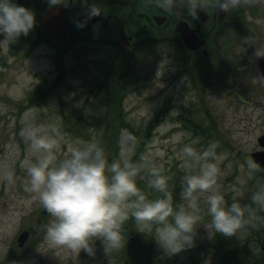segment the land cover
I'll list each match as a JSON object with an SVG mask.
<instances>
[{"label": "rangeland", "instance_id": "1", "mask_svg": "<svg viewBox=\"0 0 264 264\" xmlns=\"http://www.w3.org/2000/svg\"><path fill=\"white\" fill-rule=\"evenodd\" d=\"M128 3L117 0L103 6L114 8L111 12L120 21H128ZM253 23L264 31V16L255 18ZM118 32V24L114 23L105 35L117 36ZM163 32H166L163 37L170 36V30ZM3 39L0 34V264H124L120 260L122 248L105 251L98 239L93 244L94 255L81 250L76 256L65 249L49 248L44 236L50 216L39 242L32 241L26 250L18 248L16 242L19 233L27 231L46 214L41 215V204L26 190V169L32 153L24 133L35 125L57 127L60 149L56 155L61 159L78 142L98 143L104 150L107 147L105 129L80 125L78 118L100 119L108 110L112 111L116 98L119 99L114 108L119 109L121 126L130 125L134 133L125 128L114 136L118 143L115 141L110 147L113 154L109 157L104 152L109 163L112 162L109 158L115 159L116 152L119 159L123 138L131 163L142 165L148 161V166L161 170L168 187H183L186 171L181 150L189 146L202 156L214 149L215 160L211 162L220 172L216 191L224 199L240 197L252 185L263 182L261 170L249 177L247 163L251 161L249 154L259 150L257 139L264 134V84L257 73V60L264 53V46L251 51L246 65L245 56L237 47L227 49L229 54L225 60L232 63L231 68L219 65L212 70L205 68L204 62L194 60L193 65L181 66L172 44L141 47L134 53L127 77H123L125 90L119 85L120 94L116 89L114 98L110 88L113 76L117 79L120 72L118 65L122 66L123 55L106 38L98 43L87 39L60 42L35 26L27 36L21 35L13 42ZM110 63L115 65L108 71L104 67ZM60 65L64 72L59 70V76ZM245 68L251 69L249 78L242 75ZM135 77L139 78L136 84L124 83ZM37 92L39 101L33 97ZM156 116L159 120L149 143L146 141L144 148L137 151L146 125ZM189 123L199 128L192 130ZM204 162L195 161L196 169ZM149 178L144 167L136 180L148 198L155 199L161 194L147 187ZM182 192L173 200L174 206L185 205ZM208 194H197L201 225L195 227L194 245L171 255L177 264H215L204 250L214 233V230L209 233L203 225L211 220L206 212ZM262 213L247 220L237 234L247 236L254 230L250 234L264 236ZM27 243L30 242L24 245ZM256 243L252 241L251 246L261 252Z\"/></svg>", "mask_w": 264, "mask_h": 264}, {"label": "clouds", "instance_id": "2", "mask_svg": "<svg viewBox=\"0 0 264 264\" xmlns=\"http://www.w3.org/2000/svg\"><path fill=\"white\" fill-rule=\"evenodd\" d=\"M54 3H66V0ZM212 3L213 0L197 3L191 14L196 17L197 9L205 10ZM239 3L240 0H219L216 8L228 12ZM99 14L93 5L89 7V18ZM35 23L30 9L18 5L15 0H0V34L9 43L21 35L27 36ZM24 135L32 153L26 169V190L34 194L52 218L44 236L49 248L65 249L76 256L81 250L94 255L93 244L98 239L105 251L118 250L125 244L122 226L131 219L138 232L150 235L164 254H178L194 245L195 227L201 225L199 193H209L205 203L211 220L203 224L209 233L214 230L224 237H232L247 222L245 210L236 202L227 204L216 191L220 172L211 162L215 160L214 149L205 151L202 156L189 146L181 150L186 171L182 192L185 205L174 206L167 178L160 169L148 166V161L142 165L131 163L123 138L119 159L109 163L103 148L94 142H78L70 147L64 158H58L56 152L60 144L55 126L35 125ZM200 160L205 162L197 170L194 162ZM144 167L150 177L147 187L161 194L155 199L148 198L137 185L136 178ZM247 168L250 178L260 170L254 161H249ZM251 201L264 210V184L257 186Z\"/></svg>", "mask_w": 264, "mask_h": 264}, {"label": "flooded vegetation", "instance_id": "3", "mask_svg": "<svg viewBox=\"0 0 264 264\" xmlns=\"http://www.w3.org/2000/svg\"><path fill=\"white\" fill-rule=\"evenodd\" d=\"M70 1L71 3L68 7V11L65 13L66 22L67 24L72 25L73 30L80 28L77 26L78 23H83L84 25H86L87 30L85 31V36L87 38H92V36L95 35L100 36V31H104V29L107 30L112 24L120 21L119 18L117 21L111 19L105 26V20L107 16L111 14L113 15L111 10L114 11V8L93 6L94 8L99 9L102 13L100 15V19L95 21V23H90V21L88 20V12L86 13L84 0ZM137 1H141L144 3L146 1L155 2L154 0H130L128 5L130 11L128 12V21L121 20L127 34L132 32L133 30H139L142 28L147 30V28H149V30L151 31L150 39H171V44L176 49V57H178L177 60L181 66H185V63L186 65L187 63L192 64L194 60L197 62H204L206 64L205 68H208L209 70H212L219 65H224L225 68H231L232 63L225 60V57L229 54L228 52H226V50L232 49L233 47H237L238 52H241L245 56L244 63L246 65V60H248L247 56L250 55L251 51L264 46V31L262 28L255 26V24L253 23L255 18L257 19L264 16V0H240L238 6L229 8V11H225L222 15H220L219 8H216V4L219 3V0H213L211 6L207 7L205 10L197 9L196 17L191 14V10L197 3H201L203 2V0H185V3H180L179 0H166L169 3L159 1L158 3L166 7H170L171 12L173 13L172 15L162 14L165 15L167 17V20L169 21V37H163V35L158 36L160 34V32H158V29H155V26L153 27L150 25H155L152 17L158 15V12L152 11L148 8H144L143 10H141L140 7H137L134 13L143 14L145 17L140 20L135 17L133 12H131V8ZM15 2L18 5L30 9L34 13L36 19V16L39 13L45 12L51 4H53L54 2H58V0H21V2H19V0H15ZM58 5L62 8L66 7L69 5V1L66 0V3H60ZM144 19H148L150 24L146 23ZM180 26L185 27L187 31L195 30V40L199 44L197 49L188 50L185 47L178 32V28ZM107 36L109 41L115 44V46H117L119 50L120 46L117 44V41L111 39L109 37L111 35L107 34ZM147 38L149 37H144L132 41L131 54H134L139 49V45L142 43V41L146 40ZM263 59L264 53L257 60V73L261 82L264 84V76L262 75L259 66V62ZM252 60L253 58H251V61ZM254 61L256 62V60ZM242 75L245 78H249L251 75V69L245 68V72H243ZM207 76H212V74H209ZM236 88H238V86ZM257 143L259 150H255L254 152L264 151V147L260 146L258 139ZM250 155L251 153L249 154V157ZM47 218H49V214L46 213L43 218L40 217L37 219V222L34 226L30 225L27 230L28 237L21 246L18 245V248L21 247L22 249L26 250L32 243V241L35 240L39 242V235H41L43 232V228L46 224ZM253 239L257 242L256 245L260 249L261 253L264 254V236H262L261 234H257ZM27 241H29L30 243L24 245Z\"/></svg>", "mask_w": 264, "mask_h": 264}, {"label": "trees", "instance_id": "4", "mask_svg": "<svg viewBox=\"0 0 264 264\" xmlns=\"http://www.w3.org/2000/svg\"><path fill=\"white\" fill-rule=\"evenodd\" d=\"M90 1H92L94 5L103 6V5H109L110 2L117 1V0H90ZM127 1L130 2V0H127ZM154 1H158V2L161 1V2L169 3L166 0H154ZM127 5H129V3ZM107 37H106V40L109 41ZM79 39H87V40H90V42L92 43H98L99 42L98 40H103V39L87 38L84 32L76 36V38H73L72 41L75 42ZM60 42H66V41H60ZM161 44H171V39L163 38L159 40H153V39L147 38L146 40L142 41V43L139 45V48L145 47L147 45L157 46ZM115 47L118 49L117 46ZM133 56L134 54L132 53L131 57L128 59L125 66L119 67L118 65V69H120L119 70L120 72H118V75H116L117 79H115V76H113L114 83H113V86L110 88V90L112 92V97L114 98L117 96L115 92L116 89L118 90L119 94H120L121 86L125 90V86L122 85L123 77L124 78L127 77ZM119 60H120V55H119ZM114 65H112L111 63L109 65L105 64L104 68L105 69L107 68L108 71L110 68L113 70ZM59 70L60 71L63 70L64 72L63 66L60 65L57 68V75L60 76ZM138 80L139 78L135 77L133 80H128V81H125L124 83L136 84ZM99 85L101 86V83ZM33 97H37L36 100L39 101L40 93L37 92L33 94ZM118 99L119 98H116L115 100H113L112 102L113 106L111 108L112 111L108 110L107 113L98 120H95V119L87 120L83 118H78V124L80 125L87 124L91 127L105 129L107 147L104 148V152H108L109 157L110 155L113 154L110 147L114 145L115 141L116 143H118V140H115L114 136L117 137L119 131L121 132L123 129L126 128L127 130L129 129L131 133H134V129L130 125H126L125 128L121 126L120 121L122 120V118L121 116H119L120 115L119 109L114 108L115 102H118ZM163 113L164 111L161 112V114ZM207 117L209 118L208 115ZM158 120L159 118L156 116L153 120H151L146 125L142 144L136 148L137 151H141L144 148L146 141L147 143H149L150 138H151V133L154 127L157 125ZM189 128L192 130L194 129L196 130V128H199V126L194 125L193 123H189ZM111 134H113L112 137H111ZM107 139H108V142H107ZM117 155L118 153L116 152L114 160L118 159ZM109 160L114 161V160H111V158H109ZM136 182H137V185H140V181L136 180ZM261 184H264V180L260 184L252 185L251 188L244 195L240 197H227L225 199L227 204L230 205L231 203L236 202L241 206L242 209L245 210L244 219L246 221L254 218V216L256 215H261V216L263 215L262 212L264 210L258 209L251 201L252 193L256 190L257 186ZM168 189L174 200L176 199V197L180 195V193L183 190V187L175 185L172 187H168ZM143 192L146 194V191H143ZM253 231L254 230H251L247 234H250ZM122 236L125 241V244L121 247L122 249L120 252V258H121L120 260L124 264H177V262L174 260L172 256L166 255L162 252V250L159 248L155 240L152 239L150 235H144L138 232L137 226L135 225L133 220L129 219L122 226ZM255 236L254 234L242 236L236 233L232 237H224L223 235L217 234L214 231L212 238L206 243L204 250H205L206 255L214 260L215 264H264V254L261 252H256V250L251 246L252 241H255L253 239Z\"/></svg>", "mask_w": 264, "mask_h": 264}, {"label": "water", "instance_id": "5", "mask_svg": "<svg viewBox=\"0 0 264 264\" xmlns=\"http://www.w3.org/2000/svg\"><path fill=\"white\" fill-rule=\"evenodd\" d=\"M69 1V5L66 7H60L58 4H51L50 7L43 13H39L36 16V24L38 27H41L44 31H46L48 34L52 35L54 37L55 40H59V41H72L73 38H76V36L84 33L87 30V26L84 25L83 27H80L76 30L72 29V25L71 24H67L66 19H65V13L68 11V7L70 6L71 1ZM81 1V0H80ZM185 0H179L180 3H185ZM19 2H21V0H19ZM85 2V8H86V13L88 12L89 7L91 6V1L90 0H84ZM137 7H140L141 10H143L144 8H148L151 9L152 11H156L159 14L156 16L152 17V20L154 21L155 25L150 24L148 19H144V21L148 24H150L151 26H155V29H158V32H160V34L158 36H162L164 33L163 31H168L170 30L169 27V21L167 20V17L165 15L162 14H166V15H172L173 13L171 12L170 7H166L160 3L157 2H149L146 1L141 2V1H137L135 3V5L131 8V12H133V14L135 15V17L140 20L142 18H144L145 16L143 14L137 13L135 14V9ZM99 10V9H98ZM100 11V10H99ZM127 12H130L129 9ZM220 15H222L225 11L220 10ZM101 11L100 14L97 16H93L91 18H89L88 16V20L90 21V23H95V21H97L98 19H100V15H101ZM161 14V15H160ZM111 19L114 20H118V17L115 14H111L109 16H107L106 20H105V26L109 23V21ZM143 21V20H142ZM118 24L119 27V32L117 34V36H109L111 39H114L117 41V43L120 46L121 49V54L123 55V64L122 66H125L128 59L131 57V42L144 38V37H149L151 36V31L149 30V28L146 29H139V30H133L132 32H130L129 34H127L126 30L124 29V25L122 24L121 21H117L116 22ZM132 25V24H131ZM106 29H104V33L101 34L100 36L95 35L92 36V38L95 39H103L106 38L107 36L106 34ZM178 32L180 34V38L182 40V42L184 43L185 47L188 50H195L198 48L199 44L198 42H196L195 40V30L192 31H187L185 27L180 26L178 28ZM122 62H120L121 64ZM259 66L262 72V75L264 76V59L261 60L259 62ZM258 142L260 144V146L264 147V135H262L259 139ZM252 161H254L256 164H258L260 166L261 169L264 170V151H256L254 153H252L250 155ZM46 211L44 209H42L41 214H44ZM28 237V231H24L22 233L19 234L18 236V244L19 246H21L24 241L26 240V238Z\"/></svg>", "mask_w": 264, "mask_h": 264}, {"label": "bare ground", "instance_id": "6", "mask_svg": "<svg viewBox=\"0 0 264 264\" xmlns=\"http://www.w3.org/2000/svg\"><path fill=\"white\" fill-rule=\"evenodd\" d=\"M11 103H13V102L11 101Z\"/></svg>", "mask_w": 264, "mask_h": 264}]
</instances>
